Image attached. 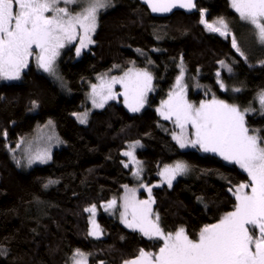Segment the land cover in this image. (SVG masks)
<instances>
[{"label": "trees", "instance_id": "16d2710c", "mask_svg": "<svg viewBox=\"0 0 264 264\" xmlns=\"http://www.w3.org/2000/svg\"><path fill=\"white\" fill-rule=\"evenodd\" d=\"M110 4L98 17L90 49L78 60L70 49L60 61L70 96L33 66L18 82L0 83V264H70L77 250L89 264H124L140 249L158 252L160 241L104 214L97 216L102 238L89 237L85 209L100 208L133 184L121 154L131 142L142 145L136 157L148 183L157 181L165 166H188L189 176L171 187L152 189L153 212L165 233L183 227L196 239L202 227L234 210L235 186L247 182V175L233 164L180 150L170 136L171 124L161 120L157 108L182 67L188 77L209 87L199 93L191 89L190 100L197 103L206 95L235 105L245 113L249 131L264 137V107L258 105L264 93V47L251 54L232 46L233 37L238 43L243 35L253 41L251 29L227 0H199L194 14L177 12L168 18L151 17L136 0ZM201 13L207 23L223 18L230 34L208 31L200 23ZM131 66L153 77L145 109L131 114L120 101H112L80 125L73 115L87 107L88 86L99 76L120 74ZM217 76L226 92L216 83ZM49 121L62 147L48 164L20 170L8 148L16 150L20 140L31 138L37 126Z\"/></svg>", "mask_w": 264, "mask_h": 264}, {"label": "snow or ice", "instance_id": "6c2138e0", "mask_svg": "<svg viewBox=\"0 0 264 264\" xmlns=\"http://www.w3.org/2000/svg\"><path fill=\"white\" fill-rule=\"evenodd\" d=\"M143 2L154 13L170 12L177 7L191 10L196 6L193 0ZM73 5L77 7L72 8ZM109 6L110 0H0V79H19L22 69L34 55L39 68L55 74L59 49L65 42L75 41L77 36V55L93 43L91 34L96 30L98 13ZM232 7L242 21L253 26L258 41L264 44V0H232ZM200 23L210 32L225 37L230 34L223 18L207 23L201 13ZM232 46L239 51L234 37ZM152 79L148 71L134 69L120 77L101 78L99 85L92 86V103L102 108L108 100L116 98L113 86L120 84L124 89L120 95L124 97L125 105L130 111L138 112L152 90ZM182 79L183 72L177 78L176 88L157 109L163 119L172 120L179 129L173 139L182 149L198 147L238 165L247 174V182L235 186L234 210L217 223L202 227L196 239H191L183 227L174 233H165L158 223L159 216L152 219L151 204L154 201L150 187L147 188L148 200H137L135 190H128L130 195L124 198L122 222L149 239L163 241V244L156 253L140 249L138 256L125 264H264V137L249 133L245 114L235 105L215 97L198 106L190 103L185 97ZM220 87L225 86L220 83ZM259 103L264 107V93H261ZM77 118L85 123L87 113ZM124 155L139 164L132 151ZM47 158V152L38 153L28 162L31 164L33 159L45 162ZM187 170V164L177 162L174 166H165L160 175L171 187L172 180ZM134 175L139 178V171ZM115 204L113 200L107 207L112 208ZM85 211L94 217L96 208L92 206ZM92 225L89 235L98 236L99 226L94 219ZM76 257L79 259L74 257V264H87L84 253L77 250Z\"/></svg>", "mask_w": 264, "mask_h": 264}, {"label": "rangeland", "instance_id": "374dc122", "mask_svg": "<svg viewBox=\"0 0 264 264\" xmlns=\"http://www.w3.org/2000/svg\"><path fill=\"white\" fill-rule=\"evenodd\" d=\"M227 1L229 3L230 9L238 16V18L241 21V23H243L247 28L251 29V31L254 34L253 41H251V39L248 40L247 37L244 36V35L239 37V43H238V41L236 39L238 48L239 49L241 47L246 48L249 53L255 54L253 52V49H255V50H261L262 49L261 47H264V44H262V43H260L258 41V39H257V37L255 35V31L256 30L253 28V26L250 25V24H248V23H246L245 21H242L240 19L239 14L232 7V0H227ZM71 7L72 8H76L77 6L73 5ZM107 9H108V7L106 9H101L99 11V13H98V17H99V15H100L101 12H104ZM98 17H97V24H98ZM96 29H97V26H96ZM94 33L91 34L92 41H93ZM93 43L89 44L85 48H82L81 51H80V54L77 55L76 54V48L79 47V36H77V39L75 41L71 42V43L65 42L64 47H62V48L59 49V55L56 57V60H55V66H54L55 67V74L45 72V71H43V69L39 68L38 65H37L36 59H35V55H34L33 57H30L29 58L28 66L26 68L22 69L19 79H17V80H3V79H0V83L9 84V83H16V82H18L21 79L22 74L30 66H33L36 71H38V72L44 74L46 77H48L52 81V83L55 86H57V88L64 95L70 96L71 95L70 89H69L67 83L65 82V80L63 79V77L61 75V72H60V68H59L60 61L64 58L65 54L70 49L73 50L74 59L75 60H78L82 56V54L84 52H87L90 49V47L93 45ZM129 69L141 70V69H137L134 66H131ZM129 69H127L126 71H128ZM126 71H123L120 74H110V75L99 76L92 85L90 84L88 86V90H87V93H86V96H85V101H86L87 107L83 111H81V112L76 113V114L73 115V117L76 119V121L80 125H86L88 123V119H89L90 113H92L93 111H98V110L103 109L107 104H109L112 101H120L122 103V105L124 106V108L129 113H131V114L141 113L145 109V107L147 106L148 97H149L150 93L152 92V90L147 93L146 102H145L144 106L140 109V111H138V112H132L125 105L124 97L122 95H120V93H122L124 91V89L121 87L120 84H116V85L113 86V92L116 93V98L115 99L108 100L104 104V106L102 108H98V107H95L93 105V103H92V86L93 85H99L101 83V78H103L105 80H109L112 77H120V76H123ZM146 71H148V70H146ZM181 72H183V75H184L183 76V79H182V83L185 86V97H186V99L190 103L198 106L201 102L210 101L213 98V97L207 98V96L205 95V98L204 99H201L197 103L194 100H190V98H189V92H190L191 89H192V92L193 93H199V92H204L206 90L209 91V87L206 86V85H204V83H202L201 81H199V79L196 78V77H188L185 74V70L182 67H180V73H179V76L178 77L181 76ZM176 81H175V84H174L173 88L171 89V91H173L176 88ZM216 83L218 84L219 88L222 91H225V92L227 91L225 87L223 89L220 87V83H222V79H220L219 76H217ZM168 96H169V94H168ZM168 96L163 101L167 100L168 99ZM163 101L159 104V106H158L157 109L161 108V105H162ZM258 105L261 107V105L259 103V98H258ZM34 111H36V108L35 107L31 110V112H34ZM84 113H87L86 122L85 123H81L80 120L77 117L84 115ZM157 114L161 118L162 121L169 122L171 124V126L173 128V131L171 132L170 136H171L172 140L175 142V144L178 146V148L180 150H182V151H190V150L197 151L201 155L215 156V157L221 159L226 164H232V163H229V162L223 160L221 157H219L218 155H216L214 153H210V152L206 153V152H203V151L199 150L198 147L193 148V147L189 146V147H185L183 149L180 148L179 145L176 143V141L173 139V134H178L179 133V129L175 126V124H174V122L172 120H165V119H163V117L159 114L158 111H157ZM189 132H191V129H189ZM34 133H35L34 136H32L31 138L24 139V140H20L18 146L16 147V150L15 149L12 150V149H9L8 148V151L10 153V157H11L12 161L15 163V165L20 170L29 171V170H31L35 166H42V165L48 164L51 161L53 152L55 150H58V149H60L62 147V142H61V140H60V138H59V136H58V134H57V132L55 130V127H54V125L52 123L47 122L46 124H44L42 126H37V128L35 129V132ZM249 133L250 134H255V133H251L250 131H249ZM132 145H135V147H130ZM141 148H142L141 143H139V142L138 143L137 142H131V143L127 144L126 149L121 153L122 156H123V158H124V166H125V164L128 165L125 168H127V169H129L131 171L132 179H133V184H132V186H129V187L124 188V190L122 191V193L117 198L113 199V200L116 201V204H115L114 207H112V208H108L107 207V205L111 202L110 201L108 203L103 204L100 208H96L95 207L96 208V211H95V216L94 217H93L92 213L87 212L89 214V232L92 231V228H93L92 220L94 219L95 220V223L98 225V223H97V216L99 214H104L106 216H109V217H112V218L116 219L122 226H124L128 230L137 231L140 234H142L139 230H133V229L127 227L122 222V213L124 212V198H125L126 195H130V192L128 190H130V189L131 190H135V195H136V199L137 200H148L149 199V193L147 191V188L150 187L151 189H154V188H159V187H162V186H167V187H169V186L164 181V179L161 177L160 173H159V176H158V180L155 181V182H153V183H148L145 180V170H144V167H143L142 163L136 157L137 151L140 150ZM128 151H132L133 152V155L135 156V160L136 161H139V164L138 165L135 163V161H132L130 159V157L124 155V153L125 152H128ZM44 152H47L48 153V157H49V158H47L45 160V162H40L39 160L33 159V162L31 164H29L28 161H29L30 158L35 157L38 153H44ZM175 164H172V165H169V166H174ZM233 165H235V164H233ZM235 166H237L239 168L238 165H235ZM163 168L160 170V172L163 170ZM137 171H139V173H140L139 178H137V176L134 175V173H136ZM243 173H245V172H243ZM187 176H189V170H187L185 173H183L181 175H177L176 178L174 180H172L171 186L178 179L184 178V177H187ZM141 185H143V187ZM151 209H152V213H153L152 219H155V217L157 215L153 212V204H151ZM129 219H130V216H129ZM158 223H159V221H158ZM89 237L92 238V239H94V240H98V239L102 238V231H101L100 227H99V235L98 236L89 235ZM152 240H158V241H160L163 244V241H161L159 239H155L154 238ZM74 257L76 259H79V257H76V253H75L72 256L71 260H70V264H74V259H73ZM84 258L86 259L87 264H89L88 263V257L85 254H84Z\"/></svg>", "mask_w": 264, "mask_h": 264}, {"label": "water", "instance_id": "95a60500", "mask_svg": "<svg viewBox=\"0 0 264 264\" xmlns=\"http://www.w3.org/2000/svg\"><path fill=\"white\" fill-rule=\"evenodd\" d=\"M136 1H138L140 5L144 6L146 8V10L148 11V13L150 14V16L154 17V18H168L172 14L177 13V12L183 13L185 15H192L196 12V6H195V8H192L191 10L177 7V8L172 9V11H170V12L154 13L151 11V9L148 7V5L143 2V0H136ZM198 1L199 0H193L195 5Z\"/></svg>", "mask_w": 264, "mask_h": 264}]
</instances>
